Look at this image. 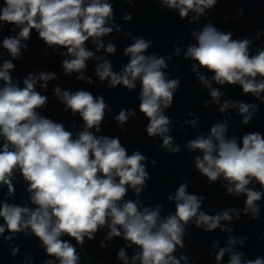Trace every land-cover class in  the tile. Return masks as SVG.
<instances>
[{
  "label": "clouds",
  "instance_id": "obj_1",
  "mask_svg": "<svg viewBox=\"0 0 264 264\" xmlns=\"http://www.w3.org/2000/svg\"><path fill=\"white\" fill-rule=\"evenodd\" d=\"M128 2L131 3V0ZM216 2L162 0L166 7L179 9L181 18L187 17L189 11L197 13L198 18ZM2 3L0 21L14 24L20 29L17 37L3 40V47L14 58L18 57L21 39L27 40L31 30L35 29L49 47H64L68 55L75 57L63 61L66 75L82 72L86 68V61L94 56L84 47L89 38L95 41L112 32V27L105 26L113 13L112 4L106 0H88L87 3L85 0H2ZM124 19L131 20V15L126 14ZM194 35L198 46H189L185 57L213 72L212 79L216 83L239 84L244 93L257 97L264 92V82L257 81V76L264 78V51L250 56L249 40H232L231 33L225 34L211 24L205 25L199 34ZM134 39L135 42L125 49L130 60L122 74L114 73L109 61L100 64L96 74L101 82L108 80L110 88L123 85L129 91L136 88L135 81L139 79V110L149 121L145 129L147 135L160 136L162 147L177 153L179 147H173L172 137L166 135L170 131L168 126L171 121L163 114V109L171 106L179 79H166L161 71L167 67L163 57L143 54L149 48L150 41ZM100 47L103 45L98 44V49ZM105 50L108 53L116 51L112 44ZM12 68L13 64L6 61L0 70V80L4 81V87L0 89V136L5 141L0 150V185H6L8 195H12L15 191L12 176L14 170L18 169L28 182L31 202L37 207L32 210L6 203L0 207V217L8 231L15 234L30 228L42 241L47 254L56 257L59 264H78L75 247L60 237L66 234L78 244H83L85 236L93 239L98 227L105 226L110 218V223H107L110 228L108 238L120 236L121 231L117 227L120 226L123 238L141 249L133 261L139 259L140 264H180L173 253L177 246L184 247L185 225L195 218L197 227L203 226L205 231H212L220 227L221 220L232 219L229 211L215 216L200 212L203 197L189 194L187 185L183 183L175 194V214L165 219H160L159 207L155 210L145 208L141 212L133 201L120 204L127 193L126 185L134 189L137 195L145 186L148 173L142 162L146 157L139 151L129 156L119 137L96 136L91 131H101L108 109L103 96L94 97L83 90L70 93L61 92L59 87L54 89L60 102L73 115L79 113L84 121V130L73 139L72 133L66 131L63 124L37 113L36 109L47 103V97L34 90L37 78L29 74L24 80V87H16L9 75ZM192 70L196 72V65ZM197 76L205 87H210L203 75L197 72ZM38 78L45 82L41 87L46 90V82L55 79V74L41 72ZM77 79L88 78L80 75ZM91 82L88 79V83ZM220 95L218 90H211L213 101L219 102ZM228 107L229 103L225 102L219 110L224 112ZM250 108H255V105L239 104L243 124H248L252 119ZM129 116H135V112L121 109L114 119L119 125H124ZM226 131V125L216 124L211 127L208 138L199 137L189 141L187 147L203 153L202 158H195V167L209 182L223 176L230 185H234L228 187V193L246 194L245 212L251 211L255 217L259 208L254 202L260 200L264 193L250 190L246 185L254 178L264 189V138L256 133L244 135L241 147L235 138H225ZM152 163L155 164V161ZM168 199L172 200L173 197L169 196ZM4 232L5 227L0 226V234ZM235 242V238L229 237L230 245ZM101 247L104 245L101 244ZM225 252H230L228 264H242V254L230 248L219 250L216 255L218 262ZM118 255L127 264L123 248ZM180 259L187 258L181 256ZM46 264L53 262L48 260ZM243 264H264V259L257 257L243 261Z\"/></svg>",
  "mask_w": 264,
  "mask_h": 264
}]
</instances>
